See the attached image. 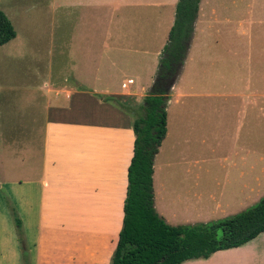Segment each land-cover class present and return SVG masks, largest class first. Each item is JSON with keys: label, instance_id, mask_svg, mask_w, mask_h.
Returning <instances> with one entry per match:
<instances>
[{"label": "crops", "instance_id": "obj_1", "mask_svg": "<svg viewBox=\"0 0 264 264\" xmlns=\"http://www.w3.org/2000/svg\"><path fill=\"white\" fill-rule=\"evenodd\" d=\"M165 1L144 4L159 8L177 2ZM137 5L134 0V8ZM170 26L171 15L166 39ZM193 39L169 91L166 133L160 145L175 165L162 169L161 181L158 153L153 166L154 207L170 225L224 218L264 196V87L260 85L264 54H253L251 37L231 39L221 83L212 79L209 85L176 89L189 69ZM162 44L144 51L158 57ZM252 73L257 77L253 84ZM137 83L128 78L120 84L123 92L101 93L79 84L81 89L65 91L64 104L47 107L34 243L25 248L28 259L15 245L8 246V260L0 264H109L122 226L134 133L130 117L95 94L136 107L142 102H135L142 94ZM187 157L211 159V181L206 182L210 184L204 188L195 181L192 200L187 198ZM170 172L172 179L167 177ZM218 172L221 175L214 179L211 173ZM181 264H264V231L241 246Z\"/></svg>", "mask_w": 264, "mask_h": 264}, {"label": "rangeland", "instance_id": "obj_2", "mask_svg": "<svg viewBox=\"0 0 264 264\" xmlns=\"http://www.w3.org/2000/svg\"><path fill=\"white\" fill-rule=\"evenodd\" d=\"M144 1L134 8V0H0L16 32L0 45V262L13 245L28 259L25 248L34 243L47 107L64 104L65 91L81 86L123 92L128 78L138 82V104L153 86L159 55L144 50L163 49L175 6ZM196 20L189 69L176 89L221 83L231 39L251 37L253 54H264V0H200ZM256 78L252 73V84ZM156 159L161 181L162 169L175 164L161 146ZM209 160L186 158L188 199L195 181L209 186Z\"/></svg>", "mask_w": 264, "mask_h": 264}, {"label": "trees", "instance_id": "obj_3", "mask_svg": "<svg viewBox=\"0 0 264 264\" xmlns=\"http://www.w3.org/2000/svg\"><path fill=\"white\" fill-rule=\"evenodd\" d=\"M200 0H177L174 20L160 52L153 91L128 106L114 96L99 97L131 118L133 154L127 169L122 226L109 264H181L238 247L264 231V196L246 209L221 219L168 224L156 211L153 195L154 158L166 133L169 91L179 75L194 32ZM16 36L0 10V45Z\"/></svg>", "mask_w": 264, "mask_h": 264}, {"label": "water", "instance_id": "obj_4", "mask_svg": "<svg viewBox=\"0 0 264 264\" xmlns=\"http://www.w3.org/2000/svg\"><path fill=\"white\" fill-rule=\"evenodd\" d=\"M171 87H172V85H170V86L166 89V91L168 92V91L170 90ZM151 91H153V86L151 87V89H149V92H151Z\"/></svg>", "mask_w": 264, "mask_h": 264}, {"label": "built area", "instance_id": "obj_5", "mask_svg": "<svg viewBox=\"0 0 264 264\" xmlns=\"http://www.w3.org/2000/svg\"><path fill=\"white\" fill-rule=\"evenodd\" d=\"M127 82H128V83H131V82H132V80H128ZM123 86H125V84H123Z\"/></svg>", "mask_w": 264, "mask_h": 264}]
</instances>
